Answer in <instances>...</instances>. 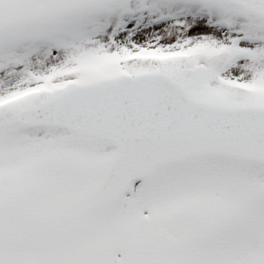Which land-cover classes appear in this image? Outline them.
<instances>
[{
  "label": "snow or ice",
  "instance_id": "6c2138e0",
  "mask_svg": "<svg viewBox=\"0 0 264 264\" xmlns=\"http://www.w3.org/2000/svg\"><path fill=\"white\" fill-rule=\"evenodd\" d=\"M0 264H264V0H0Z\"/></svg>",
  "mask_w": 264,
  "mask_h": 264
}]
</instances>
